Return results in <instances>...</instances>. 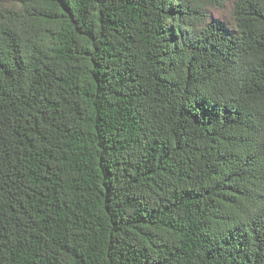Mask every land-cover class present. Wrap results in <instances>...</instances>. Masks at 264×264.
I'll list each match as a JSON object with an SVG mask.
<instances>
[{
    "label": "trees",
    "instance_id": "trees-1",
    "mask_svg": "<svg viewBox=\"0 0 264 264\" xmlns=\"http://www.w3.org/2000/svg\"><path fill=\"white\" fill-rule=\"evenodd\" d=\"M0 0V264H264V0Z\"/></svg>",
    "mask_w": 264,
    "mask_h": 264
},
{
    "label": "rangeland",
    "instance_id": "rangeland-1",
    "mask_svg": "<svg viewBox=\"0 0 264 264\" xmlns=\"http://www.w3.org/2000/svg\"><path fill=\"white\" fill-rule=\"evenodd\" d=\"M236 0H228L223 8L211 9V15L227 24H231L233 7Z\"/></svg>",
    "mask_w": 264,
    "mask_h": 264
}]
</instances>
